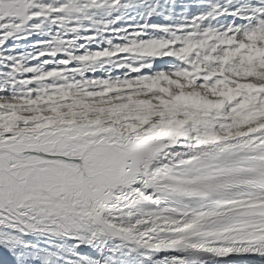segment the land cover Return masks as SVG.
<instances>
[{"label": "bare ground", "instance_id": "bare-ground-1", "mask_svg": "<svg viewBox=\"0 0 264 264\" xmlns=\"http://www.w3.org/2000/svg\"><path fill=\"white\" fill-rule=\"evenodd\" d=\"M154 74L162 93L155 99L78 100L0 114V239L69 253L82 264H114V253L118 264L126 254L138 264H264V175L220 167L264 156V97L231 106L233 95ZM156 140L175 146L153 162L129 146ZM211 161L216 174L192 173ZM83 181L94 189L99 182L122 201H111L113 212L104 216L110 226L138 243L187 248L145 250L106 235L88 208L101 199L77 197ZM215 222L214 234L199 231Z\"/></svg>", "mask_w": 264, "mask_h": 264}, {"label": "rangeland", "instance_id": "rangeland-1", "mask_svg": "<svg viewBox=\"0 0 264 264\" xmlns=\"http://www.w3.org/2000/svg\"><path fill=\"white\" fill-rule=\"evenodd\" d=\"M39 21L36 33L30 25L39 38L24 47L12 43L13 23L0 25L9 32L0 34V114L78 100L155 99L162 95L153 80L159 69L233 95L231 106L264 97V0H62L59 12ZM210 224L199 231L217 232ZM111 255L108 262H117ZM123 257V264L139 263ZM80 262L0 239V264Z\"/></svg>", "mask_w": 264, "mask_h": 264}, {"label": "water", "instance_id": "water-1", "mask_svg": "<svg viewBox=\"0 0 264 264\" xmlns=\"http://www.w3.org/2000/svg\"><path fill=\"white\" fill-rule=\"evenodd\" d=\"M132 144V145H130ZM130 148L136 149L139 153V159H146L148 162H153L158 155L164 153V151L172 148L175 146V143L172 140H156L152 142L147 141H140L137 143H130ZM144 148V149H143ZM110 149V147H101V150ZM140 151H139V150ZM263 153H259L258 155H252L251 158H243L242 156H238L233 160L220 164V167H229L233 170V174L235 175H264V156L261 157ZM84 159L79 160V164H83ZM207 173L206 176L213 175L211 173L208 174L209 171L217 173V161L207 162L198 168L193 169L192 173L195 174L197 172H204ZM95 184L93 182L83 181L80 184L76 185L77 189V197L79 199H92L97 201L101 199V203L97 204L95 207L88 206L90 212L93 214V222L95 226L100 227L103 232L112 237V238H119L125 241L128 244L137 245L141 249L145 250H158V251H177L183 250L187 248V245L181 242H171V243H164L160 245H153L150 242H143L138 243L133 238L126 236L125 234L121 233L119 230L115 229L114 227L110 226L106 223L104 216L107 213H112L113 209L111 208V201L114 204H120L122 201L118 198L111 199L110 194L108 191L103 190L100 183L97 182L96 189H94ZM149 187L150 184L147 183ZM67 188L63 189V193H66ZM95 198V199H94ZM89 202V201H88ZM89 205V204H88Z\"/></svg>", "mask_w": 264, "mask_h": 264}, {"label": "crops", "instance_id": "crops-1", "mask_svg": "<svg viewBox=\"0 0 264 264\" xmlns=\"http://www.w3.org/2000/svg\"><path fill=\"white\" fill-rule=\"evenodd\" d=\"M61 2L62 0H0L1 29L6 30L4 28L13 23L16 29L15 32H12L14 35L12 43H21L23 47L30 45V41L39 38L31 34L30 25L36 26L34 31L36 33L37 28L42 23L39 21L42 16L47 12H59ZM43 4L44 6H42ZM84 21H88L87 18ZM0 34L5 36L9 32L4 31Z\"/></svg>", "mask_w": 264, "mask_h": 264}]
</instances>
